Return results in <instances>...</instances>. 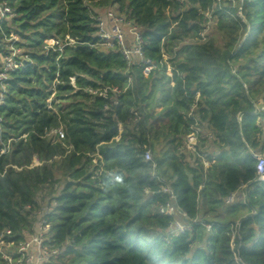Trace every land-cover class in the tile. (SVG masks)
<instances>
[{
  "label": "trees",
  "instance_id": "obj_1",
  "mask_svg": "<svg viewBox=\"0 0 264 264\" xmlns=\"http://www.w3.org/2000/svg\"><path fill=\"white\" fill-rule=\"evenodd\" d=\"M7 1L15 15L0 52L17 35L27 60L0 104V149L11 139L0 154V232L20 239L51 186L42 200L53 244L70 255L63 264H264V182L251 153H264V0ZM109 7L144 30V56L157 65L148 76L98 45L96 16ZM208 13L215 30L202 39ZM66 37L75 44L46 51ZM195 121L215 135L197 145L214 156L206 170L184 147ZM153 173L210 230L199 222L166 241L167 196ZM243 184L245 202L224 206Z\"/></svg>",
  "mask_w": 264,
  "mask_h": 264
},
{
  "label": "built area",
  "instance_id": "obj_2",
  "mask_svg": "<svg viewBox=\"0 0 264 264\" xmlns=\"http://www.w3.org/2000/svg\"><path fill=\"white\" fill-rule=\"evenodd\" d=\"M239 2L241 4L242 0H239ZM12 15H15V11L10 3L7 0L0 1V30H2V24L9 20ZM239 15L241 16L240 12ZM207 16L208 19L205 23V28L200 32L202 39H205L211 24H215V20L212 19L211 14L208 13ZM96 22L99 35L98 45L104 49L118 50L128 65L134 63L144 65V74L146 76L157 66L155 63L145 58L144 30L130 18L128 13L121 14L114 7H109L104 10L103 13L96 16ZM18 38L17 35L6 38V48L0 52V104L4 102L8 92L7 87L10 73L24 66L27 60V55L24 53L22 54L20 47L17 45ZM73 44H75V40L70 37H66L64 40L56 38L50 40L45 48L46 51L52 49L62 52L65 46ZM161 64H166L168 68H172L168 55H164ZM73 83L74 79H72V84ZM114 92L119 93L120 91L115 88ZM198 97L199 95H197L196 99H198ZM114 103H117V101L114 100ZM193 109L194 106L191 108L188 116L195 119L192 113ZM1 119L0 117V125ZM52 132L63 135L60 129L53 130ZM23 137H25V135ZM206 138L212 140L215 138V135L210 130L201 131L198 128V122L195 121V124L191 127L190 133L185 136L184 140L185 149L197 154L205 170L213 164L214 156L209 158L205 153H199L197 145L200 144L202 139ZM10 141L11 139L0 149V154L8 152ZM251 153L257 160L255 180L256 182H264V155L261 152L252 150ZM144 156L146 160L153 161L150 150H146ZM155 166L154 163L153 167ZM153 176L162 184L160 192L167 196L166 202L158 209L160 214L171 217L169 226L162 233L166 241L174 236L191 231L193 225L199 222L202 223L207 230H210L211 224L203 223L197 218L189 217L180 207L177 195L169 183L165 182L163 178L155 173H153ZM247 189L248 184L241 185L236 191L230 193L223 199L224 205H232L238 200L245 202L248 193ZM39 204L40 207L34 212L36 222L32 228L24 230L20 239L14 237L13 231L10 228H6L0 232V264H63L64 262H68L70 255L66 253V247L53 244L55 240L53 239L51 222L48 216L53 209L52 205L47 204L46 200H39ZM27 208L30 209V206H27ZM252 213L255 214L256 211H252ZM239 226L240 222L238 220L232 224V250L235 249L236 237H240L238 232ZM235 259L237 261L240 260L237 255Z\"/></svg>",
  "mask_w": 264,
  "mask_h": 264
},
{
  "label": "rangeland",
  "instance_id": "obj_3",
  "mask_svg": "<svg viewBox=\"0 0 264 264\" xmlns=\"http://www.w3.org/2000/svg\"><path fill=\"white\" fill-rule=\"evenodd\" d=\"M215 28V24H211V27L209 28V30L207 31V34H212L213 32H214V29ZM212 29H214V30H212ZM206 34V35H207ZM19 37V36H18ZM18 42H21V43H25L26 41L23 39V38H21V37H19L18 38V41H17V44H18ZM20 49H21V53L23 54H25V49H23L22 47H20ZM54 95H52V97H53ZM59 101H56V103H58ZM263 155H264V153H263ZM34 161V160H33ZM34 164H37L38 163V161H34L33 162ZM62 184H63V182H60V185L62 186ZM51 191H52V187L51 186H48V187H45L44 189H42L41 191H40V193H39V197H38V199L39 200H42L43 199V197L42 196H45V195H47V196H49V195H51L52 193H51ZM44 200H46V199H44Z\"/></svg>",
  "mask_w": 264,
  "mask_h": 264
},
{
  "label": "crops",
  "instance_id": "obj_4",
  "mask_svg": "<svg viewBox=\"0 0 264 264\" xmlns=\"http://www.w3.org/2000/svg\"><path fill=\"white\" fill-rule=\"evenodd\" d=\"M224 203V202H223ZM225 206V205H224ZM230 206V205H229Z\"/></svg>",
  "mask_w": 264,
  "mask_h": 264
}]
</instances>
